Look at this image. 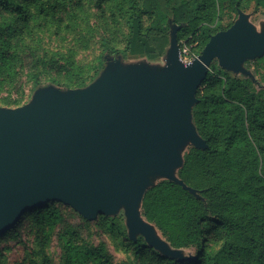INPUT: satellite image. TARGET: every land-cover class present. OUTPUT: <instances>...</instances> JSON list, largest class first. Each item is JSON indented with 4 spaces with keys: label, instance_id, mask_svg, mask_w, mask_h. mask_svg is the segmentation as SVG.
<instances>
[{
    "label": "trees",
    "instance_id": "1",
    "mask_svg": "<svg viewBox=\"0 0 264 264\" xmlns=\"http://www.w3.org/2000/svg\"><path fill=\"white\" fill-rule=\"evenodd\" d=\"M87 1L98 14L91 17L97 21L101 51L86 73L75 76L70 70L73 59L50 45L59 30L83 31V23L91 30L87 16H69L85 0H0V94L6 93L0 107L26 104L46 84L65 89L88 86L103 70L107 53L161 57L169 45V22L182 26L177 32L179 48L197 43L199 54L212 35L232 25H222L223 17L231 18L252 4L264 11V0ZM123 20L129 32L125 52L112 44ZM249 65L264 81V55ZM196 98L192 122L207 148L189 146L177 177L201 198L162 181L149 188L141 202L146 221L171 248H192V258L166 257L138 237L128 240L131 253L120 264H264V86L230 76L213 61ZM76 218L80 224L73 222ZM81 221L89 223L57 201L27 211L0 234V264H6L10 244L23 243L25 232L37 246L34 256L21 264H113L103 247L86 248L81 243ZM94 222L125 236L121 217L98 216ZM55 234L61 245L57 262L47 251Z\"/></svg>",
    "mask_w": 264,
    "mask_h": 264
},
{
    "label": "water",
    "instance_id": "2",
    "mask_svg": "<svg viewBox=\"0 0 264 264\" xmlns=\"http://www.w3.org/2000/svg\"><path fill=\"white\" fill-rule=\"evenodd\" d=\"M165 66H124L116 59L81 89H36L25 105L0 107V234L27 211L57 201L93 222L123 209L128 238L142 237L160 254L188 260L142 216L155 176L180 185L186 144L206 149L192 122L196 92L213 61L225 71L251 76L244 62L264 55V29L248 15L212 35L197 58L180 60L177 32L169 22ZM196 197V196H195ZM198 198V197H197Z\"/></svg>",
    "mask_w": 264,
    "mask_h": 264
},
{
    "label": "rangeland",
    "instance_id": "3",
    "mask_svg": "<svg viewBox=\"0 0 264 264\" xmlns=\"http://www.w3.org/2000/svg\"><path fill=\"white\" fill-rule=\"evenodd\" d=\"M245 13L248 15V20L251 22L257 31H261L264 29V11L259 9H254V5L252 4L248 9L244 11H238ZM237 15H232L231 18L223 17L222 19V25H227L230 22H234L238 18ZM69 16H87L88 23L91 27V30H88L86 27V24L83 23L81 28H84L83 31H81L80 28H72L68 27L65 30H59L56 37H52L51 41V47L54 51H57L59 53L65 54V56H70L73 61V67L70 68V70H73V74L75 76L78 72H82V74L86 73L89 70V66L91 63H93L94 59L98 56L99 52L101 51L98 32L99 29L97 28V21L95 18L91 16H98L97 11L93 7L92 4H90L87 0H85V4L81 8H76L74 11V14H69ZM123 20L120 22L121 26L119 28H116L113 35V41L112 44L124 52L128 48V43L126 41L127 36L129 34L128 28H126L123 25ZM233 24V23H232ZM170 27L168 30V38H170ZM53 32H49L48 34H51ZM53 35V34H52ZM51 35V36H52ZM148 35V33L146 34ZM150 37V35H149ZM148 37V38H149ZM197 43H194L193 45H190L187 47L189 49H193L192 51L197 55ZM182 47V46H181ZM196 48V49H195ZM169 49V45L167 49L165 50V53L154 60L148 59L145 55L142 56H131L126 53V58H122L120 55L113 56L109 53L106 54L107 56V63H110L116 59L120 60L124 66H133V65H139L141 63L146 64L148 67L154 69V68H162L165 66V55L167 50ZM200 54V53H199ZM198 54V55H199ZM251 61H246L243 64V67L246 71L250 73L251 76H245L243 74H234L232 72L226 71L230 76L238 77V78H249L252 81H257L259 85L264 86V81L260 78V74L257 73L252 65H249ZM225 71V70H224ZM69 77V75H66ZM71 77L73 78V75L71 74ZM54 87L58 88L61 91H66L70 89L65 88H59L56 85L53 84H46L41 87ZM5 91L1 92L0 97L5 96ZM32 96V95H31ZM31 99V97H30ZM30 99L28 101H30ZM27 101V102H28ZM21 103H18V105L15 108L21 107ZM3 108V107H1ZM6 109H14V108H6ZM189 144H186L184 148L181 150L182 155L187 152L189 148ZM177 176V173H176ZM162 181H167L162 177L155 176L151 179V185L157 184ZM195 196L198 198H201L198 192H195ZM114 217H121V231L125 236H120L117 231L110 232L107 229L101 228V226H98V223L96 222H89L84 223L81 221L84 226V229L82 231L81 240L82 244L84 246H87L86 248H97V247H103L111 256H112V263L113 264H120L121 262L127 260L130 256V248L128 247V229L126 227V221L123 213V209H121L118 214ZM74 223L80 224V221L78 218L73 220ZM163 238V237H162ZM165 240V239H164ZM35 241H33V236L29 235L28 232L24 233L23 236V243L22 244H10L8 247V250L5 254V262L6 264H21L26 263L29 258H32L34 256L33 250L36 247ZM47 251L51 258L54 260V262H57V260L60 257L61 253V245L60 241L57 238V235H53L50 239V242L47 247ZM183 253L187 256L193 255L194 250L192 248L184 249L182 250Z\"/></svg>",
    "mask_w": 264,
    "mask_h": 264
},
{
    "label": "built area",
    "instance_id": "4",
    "mask_svg": "<svg viewBox=\"0 0 264 264\" xmlns=\"http://www.w3.org/2000/svg\"><path fill=\"white\" fill-rule=\"evenodd\" d=\"M180 50V60L184 64L190 63L193 59L197 58L196 55L191 49L187 47V45L183 44Z\"/></svg>",
    "mask_w": 264,
    "mask_h": 264
}]
</instances>
